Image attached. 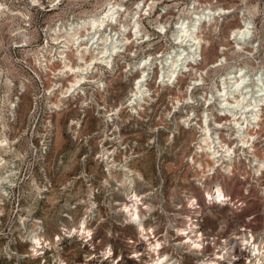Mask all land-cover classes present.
Segmentation results:
<instances>
[{
  "label": "rangeland",
  "instance_id": "obj_1",
  "mask_svg": "<svg viewBox=\"0 0 264 264\" xmlns=\"http://www.w3.org/2000/svg\"><path fill=\"white\" fill-rule=\"evenodd\" d=\"M104 1L66 0L61 9L50 11L47 6L45 10L31 6L26 0H9V29L6 16L0 18V136L7 135L13 141L11 148L7 147L5 151L1 149L6 162L10 160L12 165L3 163L6 167H1L0 173L4 171L2 174H9V169L15 172L12 175L13 186L6 189L10 194L0 199V264H148L147 260H150L147 241L118 211L119 202L126 200L125 189L110 178L109 184H103L108 174L106 162L99 155L103 144L111 149L117 145L116 140L109 138L113 136L114 126L105 124L98 115L96 104L85 110L81 100L71 101L60 113L52 112L49 107L51 95L47 93L52 82L51 75L35 63L41 45L46 37H50L49 29L47 31L44 27H51L56 22L65 24L70 16L78 18L88 12L95 13ZM135 1H122L128 9L122 12L123 22L129 21L127 13L132 11ZM150 2L151 8L147 5L140 18V28L146 36L143 40L141 37L137 40L134 34L129 33L133 40L129 48H133L137 55L126 56L124 60L128 58L134 61L146 54L152 55L153 61L158 59V62L163 59L161 55L174 46L172 32L179 17H185L188 21L206 5L220 6L230 12L205 22L201 28L205 42L199 67L200 70L211 69L205 75V84L196 89V94L211 90L213 81L219 79L218 75L226 72L234 62L242 65L247 62L252 82L256 80L254 67L264 63V0ZM16 9H22L27 16L12 15L11 12ZM251 14L254 16L256 37L261 39L259 50L254 51L255 58H247L248 53L237 50L231 35L232 29L241 25L242 15ZM26 23L29 26H24L26 28L21 29L22 32L13 33L16 27ZM160 23L165 25L166 31L159 30L157 25ZM4 43H9V46ZM5 48H8V58ZM219 55L227 56V64L212 68ZM59 65L56 61L51 68H58ZM127 69L125 62L120 61L114 74L106 72L108 92L103 98L102 92L94 91L97 102L111 108L126 100L135 79L140 75V71L128 75ZM159 70V66H156L149 82L155 94H160L157 100L146 105V109L139 114H132L129 107L122 108L118 126L124 150L117 159L123 153L141 155L133 165L142 170L145 179H136L135 186L142 194L143 201L152 204L153 210L148 215L146 227L151 242L157 239L163 242L162 254L174 260L180 259L181 264H201L204 258L215 257L216 252L220 255L225 252L219 261L221 264H233V255L240 252V247L243 248L236 236L251 232L257 238L264 236V195L261 191L264 188V175L258 180L252 171L245 173V160H242L236 175L228 177L218 170L206 180L205 189L201 187L196 181V169L187 160L193 154V140L198 134L188 126H181L175 133V140L168 141L178 120L185 115L184 111H189L191 105L196 114L202 111L201 100L194 104L186 102L181 109L172 107L173 98L183 96L191 77L196 74L187 73L180 77L174 83L177 87L163 86L159 83ZM60 81L67 83L66 78ZM218 84L221 85L220 82ZM22 85L24 90H21ZM20 91L23 94L14 117L10 115L9 103ZM170 110L172 113L168 115ZM73 118L82 120L79 133H74L70 128ZM218 120L226 119L218 116ZM5 121L8 123L6 126ZM48 121H52L53 126L47 127ZM260 126L256 130L264 139V119ZM222 130L228 142H236V139L229 138V129ZM261 145L257 143L258 151L264 153ZM117 176L120 179L119 173ZM216 182L223 184L232 202L209 203L205 199L206 190H211ZM90 183L95 187V200L99 205L95 212L99 216L89 223L93 237L81 239L77 233L68 237L69 231L74 232L79 227L81 217L87 214ZM45 186L47 191H43ZM192 196L201 206H189ZM84 200L87 202L84 203ZM36 220L42 222V232H45L47 240H43L41 253L32 256L34 251L28 235L35 229ZM192 220L203 233L204 254L192 253L186 246L175 245L186 239L184 235L177 234L176 227H185ZM109 246L112 254L104 258L103 253ZM242 250L244 254L234 260V264L249 263L248 252L245 248ZM150 253L157 257L152 250Z\"/></svg>",
  "mask_w": 264,
  "mask_h": 264
},
{
  "label": "bare ground",
  "instance_id": "obj_2",
  "mask_svg": "<svg viewBox=\"0 0 264 264\" xmlns=\"http://www.w3.org/2000/svg\"><path fill=\"white\" fill-rule=\"evenodd\" d=\"M33 1L34 3L39 2V0ZM55 1L52 0L51 2L54 4ZM122 1L105 0L97 12H88L77 20L69 21L66 25L60 26L56 24L55 27H51L50 37L53 45L56 46L49 48L48 40L47 47L44 45L41 49L43 51H40L35 57V63L51 75L52 82L49 85L48 93L49 95H54V98L51 97L49 101V107L52 112L60 113V111L68 107V103L71 101L81 100V106L85 110L86 108L94 107V104H96L98 115L102 117L105 124L114 126L111 133L113 136L109 137L108 132H106V136L116 140L117 145L111 149L103 144L99 155L106 162L105 170L108 174V178L105 179L103 184H109L110 178L118 181V185L125 189L126 200L125 202H119L120 208L118 211L125 216L128 224L134 225L135 229L143 235L144 240L147 241V250L149 249L156 253L157 257H153L150 251L148 252L150 260H147V263L181 264L180 259L174 260L169 255L161 253L164 248L162 241L157 239L155 242H151V237L146 227V220L148 215L152 213L153 207L151 206L152 204H146L143 201L142 194L135 186L136 179H145L142 170L133 165L141 155H136L134 152L123 153L119 160L117 159L121 150H124L122 134L118 126L120 113L125 107H129L132 114H139L140 111L146 109V105H150L157 100V95L160 94L159 92L155 94L149 83L156 66L160 68L158 79L160 85L162 83L163 86H175L174 83L180 77L186 76L187 73L188 75L196 74L191 77L183 96H175L173 98L172 107L181 109L185 107L184 103L186 102L194 104L196 101L201 100L203 104L202 111L196 114L192 105L189 111H184L185 115L178 120L176 129L168 136V141L173 142L175 140V133L181 126H188V128L198 134L193 140V154L187 160L196 169V181L204 189L206 180L218 170L225 173L228 177L236 175L241 168L242 160H245V168L247 169L245 173L252 171L254 176H257L258 180H260L264 175V153L258 151L257 143H262L261 146L264 149V139H261L256 129L261 127L260 125L264 119V63L254 67L256 80L252 82V78L247 71L249 64L246 62L242 65L234 62L228 67L226 72L218 75L219 79L213 81L211 90H204L200 95L196 94V89L201 84H205V75L211 69L209 67L205 70H200L199 67L202 64V50L205 42L201 34V28L205 22H211L217 16L220 17L230 12L224 7L215 8L206 5L200 11L197 10L191 20L187 21L185 17H179L176 20L175 30L172 32V39L175 43L173 42L174 46L168 53L161 55L163 59L158 62V59L153 61L154 57L152 55L147 56L144 54L134 61H130L128 58L124 60L128 68L126 70L128 75H133L136 71H140V75L135 79L126 100L117 107L107 108L105 105L93 100L95 99L94 91L102 92V97L105 98L108 92L106 72L114 74L117 71L120 60L118 57L124 55L122 54L123 51L126 56L135 57L137 55L133 48H128V44L133 42L129 33L134 34L137 40L140 37L141 40L145 38L146 34L142 33L140 28V18L146 6L148 5L150 9L153 2L136 0L133 3L132 11L129 10L127 13L129 21L122 22L121 20L118 24V16L121 11L126 10L127 12L128 10L124 7ZM197 1L194 0L193 3ZM3 8L4 3L0 1V15L5 14L3 13ZM12 15L27 16L23 10H17ZM113 24L118 25V27H113ZM108 26L110 27V32H108ZM157 27L159 30L166 31L163 23L158 24ZM21 29H23L22 25L16 27L15 30L17 31L14 30L13 33L22 32L23 30ZM113 31L115 32L112 33ZM231 35L235 40L237 50L248 53L249 55L245 56L247 58H255L254 51L259 50L261 39L258 36L256 37V26L252 14L250 16L242 15L241 25L232 29ZM114 39L117 43L121 40L125 43L124 50L116 43L112 47L110 46ZM45 53H48V55ZM54 61L60 62L59 68H51V63ZM227 61V56L219 55L214 61L212 68H220L227 64ZM61 78H66L67 83L61 82ZM23 88L22 85L21 90H24ZM178 90L182 92L180 87H178ZM22 94L23 91H20L14 100H10V115L14 117L15 109L17 112L18 102ZM171 113L172 110L168 112V115ZM218 116H223L226 120L219 121ZM4 125H8L7 121L4 122ZM48 126H53L52 121H48ZM81 127L82 120L73 118L70 123V128L73 132L79 133ZM224 128L230 130L228 132L230 134L229 138L236 139V142L230 143L223 137L224 132L222 129ZM12 144L13 141L7 135L0 136V168L6 167L3 163H7L1 149L5 151L7 147L11 148ZM9 162L7 165H12ZM7 171H9L7 172L9 174H2L4 171L0 173V199L4 195L10 194L6 189L9 188V185L10 187L13 186L14 179L12 175L15 172L13 169ZM117 173L121 175L120 179ZM88 189V201L90 204L86 207L87 214L81 217L79 227H76L77 229L75 230L73 229L74 232L68 230V237H73L74 233H77L81 239L88 240L93 237L94 232L89 227V223L91 219L98 215L95 212L98 211L99 205L95 200V187L90 183L88 184ZM47 190L46 186L43 187V191ZM261 191L264 195V188H261ZM205 194V199L209 203L226 204L232 202V197L226 192L221 182H216L211 190H206ZM86 202L84 200V203ZM188 203L192 208L201 206L198 205V200L194 196L189 198ZM143 210H146V212H143ZM41 223L40 220H36L35 229L31 233L29 232L28 235V241L34 251L32 256L41 253L40 248L44 247L43 240H47L45 232H42L43 226ZM176 230L177 234L184 235L186 239L175 245L186 246L185 248L191 250L192 253L201 252L204 254L205 241L197 223L193 221L186 224L185 227H176ZM236 238L241 240V245L248 252L246 254L249 259L248 264H264V236L257 238L251 232L250 234L241 233ZM243 248L240 247V252L233 255V264L235 263L234 260L239 259L244 254ZM218 253H215V257L204 258L201 264H221L219 260L225 256V252L223 255ZM111 254L112 248L109 246L108 250L103 253L104 258L111 256Z\"/></svg>",
  "mask_w": 264,
  "mask_h": 264
},
{
  "label": "built area",
  "instance_id": "obj_3",
  "mask_svg": "<svg viewBox=\"0 0 264 264\" xmlns=\"http://www.w3.org/2000/svg\"><path fill=\"white\" fill-rule=\"evenodd\" d=\"M0 1H3V3H4V12L3 13H5V14H7V15H5V14H2V15H0V18H1V16H3V15H5L6 16V19H8V21L6 22V25H7V27H8V29H9V0H0ZM31 6H34V7H38L39 9H42V10H45V8H46V6H47V8H48V10H58V9H61V7H62V5L64 4V2L66 1V0H56L55 1V3L53 4V2H51L52 0H39V2L38 3H34V1L33 0H26ZM72 2H81V1H88V0H71ZM46 2H47V4H46ZM18 9H16V11H17ZM20 10H22V9H20ZM16 11H12L11 12V14L13 13V12H16ZM124 10H122L121 11V14L118 16V24L120 23V21H121V19H122V12H123ZM82 17V16H81ZM79 18V17H78ZM78 18H74V17H71L70 16V18H68V20H67V22L65 23V24H61V23H55L53 26H51V27H55L56 26V24H58V25H60V26H62V25H66V24H68V22L69 21H72V20H77ZM122 22H123V20H122ZM0 24H1V22H0ZM24 26H29V24H25V25H23V28H26V27H24ZM113 27H118V25H115V24H113L112 25ZM50 26H47V27H44V28H47L46 30L48 31V29H49V32H50V29H51V27L49 28ZM107 29H108V32H110V27L108 26L107 27ZM115 31H113L112 33H114ZM8 34H9V32H8ZM122 36V35H121ZM121 38V37H120ZM116 39V38H115ZM114 39V41H113V43H110V46L112 47L113 46V44H117V45H119V46H121L120 48H122V50H124V45H125V43L121 40L119 43H117L116 42V40ZM49 40V48L51 47V46H56V45H53V43H52V40H51V37H46V39L44 40V42H43V45H41V48H40V51H43V50H41L42 49V47L45 45L46 46V44H47V41ZM51 42V43H50ZM2 44V43H1ZM50 44H52V45H50ZM131 44V43H130ZM130 44H128V48H129V45ZM3 45H5V46H9V43H4ZM18 46H21V44L20 45H18ZM47 47V46H46ZM5 51H6V53H5V56L8 58L9 57V54H8V48H5ZM40 51L38 52V54L40 53ZM46 55H48V53H45ZM122 54H124L122 57H118L117 55H116V57H118V59H120L119 60V62L120 61H122V62H124V58H125V56H126V53L123 51L122 52ZM120 55V54H119ZM54 62H56V61H54ZM53 62V63H54ZM57 62H59V61H57ZM60 63V62H59ZM51 65H52V63H51ZM40 67V66H39ZM60 67V65L58 66V68ZM53 69H56V68H53ZM44 70V69H43ZM47 93H48V91H47ZM49 94V93H48ZM51 97L52 98H54V95L53 94H51ZM94 101H95V99H93ZM121 131V130H120ZM9 188H10V185H9Z\"/></svg>",
  "mask_w": 264,
  "mask_h": 264
}]
</instances>
